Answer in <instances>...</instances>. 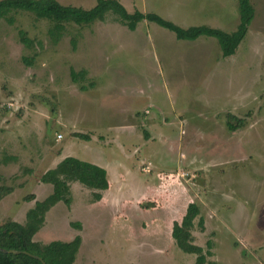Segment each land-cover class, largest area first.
<instances>
[{
	"label": "rangeland",
	"instance_id": "rangeland-1",
	"mask_svg": "<svg viewBox=\"0 0 264 264\" xmlns=\"http://www.w3.org/2000/svg\"><path fill=\"white\" fill-rule=\"evenodd\" d=\"M119 1L182 27L239 23L237 0ZM250 2L246 34L228 55L214 36L179 39L146 19L130 29L111 11L65 22L56 39L52 21L30 11L0 17V186L25 180L0 199V226L23 222L29 191L38 200L51 192L41 174L74 155L106 163L109 192L96 201L70 180V202L49 208L34 239L80 234L76 264H194L171 235L190 201L193 241L211 251L204 264H264V0ZM71 67L86 73L74 81ZM132 109L142 122L133 131L121 126Z\"/></svg>",
	"mask_w": 264,
	"mask_h": 264
},
{
	"label": "trees",
	"instance_id": "trees-1",
	"mask_svg": "<svg viewBox=\"0 0 264 264\" xmlns=\"http://www.w3.org/2000/svg\"><path fill=\"white\" fill-rule=\"evenodd\" d=\"M237 3L239 23L236 29L230 32L206 24L182 27L153 11L136 9L130 12L119 0H96L90 7L64 4L59 0H0V17H5L9 22H12L13 17L8 15L10 11L17 9L30 11L36 17H43L52 21L48 32L56 39L64 29L65 22L89 24L96 20L104 19L106 13L111 11L122 24L130 29H134L140 20L146 19L172 30L179 39H195L199 35L214 36L221 47L223 55H228L235 51L237 45L245 36L254 14L250 0H237ZM20 34L21 39L25 43L30 44L31 39L23 35L22 30H20ZM85 73L86 70L84 68L79 70L73 67L70 68V75L74 81L79 77H83ZM234 125L228 120L229 128L233 129ZM75 135L85 139L89 137L81 132H76ZM40 180L51 183V192L43 199L35 200L34 204L26 211L23 222L10 219L0 226V246L26 250L37 254L46 264H76L75 255L81 241L80 235L77 234L68 240L51 239L46 242L34 239V236L43 224L45 214L52 205L59 200H63L66 203L70 202V180H77L87 187L96 189L92 193L93 198L96 200L101 197V192L98 190L108 187L106 170L91 161L74 155H66L53 167L45 170L41 174ZM13 187L0 186V197ZM25 197L29 200L33 199L34 195L29 193ZM198 214V205L194 201L189 202L181 219L173 221L171 235L180 248L186 252L196 254L194 264H204L207 255L211 253L210 248L204 250L201 245L196 244L191 233L194 219ZM197 223L200 226L204 225L201 216H199ZM77 224L79 223L77 222ZM210 245V240H207V246L210 247ZM42 260L25 252L0 251V264H42Z\"/></svg>",
	"mask_w": 264,
	"mask_h": 264
},
{
	"label": "crops",
	"instance_id": "crops-1",
	"mask_svg": "<svg viewBox=\"0 0 264 264\" xmlns=\"http://www.w3.org/2000/svg\"><path fill=\"white\" fill-rule=\"evenodd\" d=\"M147 109L145 108L144 109V112L146 113L147 111H146ZM131 113L133 114H131V119L127 122V123H124L123 125H121V126H123V127H125V128H128V129H130L131 131H133L134 130V128L136 127V126H138L139 125V122H140V120H139V118H138V113H137V111L135 110V109H132L131 110ZM142 119H146V117H144L143 116V118ZM140 123H142V122H140ZM88 139H85L86 141H88V140H91V137L93 136V135H91V134H88ZM84 139V138H83ZM64 157V156H63ZM62 157V158H63ZM61 158V159H62ZM60 160V159H59ZM58 160V161H59ZM57 161V162H58ZM56 162V163H57ZM91 162H93V163H95V164H98V165H100V166H102L103 168H105V170H106V173H107V165H106V163H103V162H99V161H91ZM54 166V165H53ZM52 166V167H53ZM107 179H108V177H107ZM20 182H18V184L17 185H15L9 192H7V193H5V194H3L1 197H0V199L2 198H4L5 197V195H7L8 194V196H10V194H12L13 192H14V189L15 188H18V187H20L22 184H24V181L25 180H19ZM43 183V181H41L40 180V182L38 183L39 185H41ZM109 186H110V183L108 182V187L107 188H105V189H103V190H98V191H100L101 192V197L99 198V199H96V201H100V200H102V199H105L106 198V195H105V193L104 192H109ZM90 188V187H89ZM93 191H96V189H93V188H91V196H92V193H93ZM29 193H32L33 195H34V197L35 198H33V199H24L23 200V202H24V204H25V208H27V207H31L33 204H34V201H35V199H36V195H37V193H36V191L35 190H32V191H29ZM93 200H94V198H93ZM191 202V201H190ZM187 206V205H186ZM186 210V209H185ZM184 214V213H183ZM182 217V216H181ZM14 220H18V221H21V220H19V219H14ZM176 220V219H175ZM79 224H81L80 222H78ZM173 223V222H172ZM78 235H80V234H78ZM81 236V235H80ZM74 237V236H73ZM72 237V238H73ZM79 248V247H78ZM77 253V252H76Z\"/></svg>",
	"mask_w": 264,
	"mask_h": 264
},
{
	"label": "water",
	"instance_id": "water-1",
	"mask_svg": "<svg viewBox=\"0 0 264 264\" xmlns=\"http://www.w3.org/2000/svg\"><path fill=\"white\" fill-rule=\"evenodd\" d=\"M0 251H2V252H13V253L25 252V253H27L29 255H32V256L42 260V258L39 255L33 254V253L28 252L26 250L15 249V248H3V247L0 246ZM42 264H46L45 261L42 260Z\"/></svg>",
	"mask_w": 264,
	"mask_h": 264
}]
</instances>
